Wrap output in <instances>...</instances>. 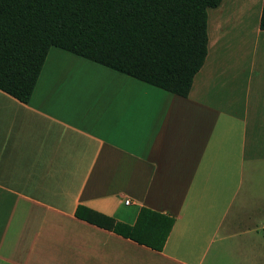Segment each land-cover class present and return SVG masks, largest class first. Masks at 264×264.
I'll return each instance as SVG.
<instances>
[{
  "label": "crops",
  "instance_id": "crops-1",
  "mask_svg": "<svg viewBox=\"0 0 264 264\" xmlns=\"http://www.w3.org/2000/svg\"><path fill=\"white\" fill-rule=\"evenodd\" d=\"M262 1L213 8L185 98L56 47L26 104L0 91V264H264ZM141 208L161 251L85 220Z\"/></svg>",
  "mask_w": 264,
  "mask_h": 264
},
{
  "label": "trees",
  "instance_id": "trees-1",
  "mask_svg": "<svg viewBox=\"0 0 264 264\" xmlns=\"http://www.w3.org/2000/svg\"><path fill=\"white\" fill-rule=\"evenodd\" d=\"M221 0H0V91L26 104L51 47L187 97ZM264 31V0L259 20ZM77 209L76 216L81 218ZM85 220L161 251L174 218L141 208L133 225Z\"/></svg>",
  "mask_w": 264,
  "mask_h": 264
},
{
  "label": "rangeland",
  "instance_id": "rangeland-1",
  "mask_svg": "<svg viewBox=\"0 0 264 264\" xmlns=\"http://www.w3.org/2000/svg\"><path fill=\"white\" fill-rule=\"evenodd\" d=\"M253 10H254V9H253ZM212 14H213V9H209V10L207 11V17H208V18H207V21H208L209 18H211ZM263 169H264V168H263ZM258 218H261V219H262L261 216L256 217V220H257V221H258ZM262 220H263V219H262ZM262 232H263L262 230L259 231L260 234H262Z\"/></svg>",
  "mask_w": 264,
  "mask_h": 264
},
{
  "label": "built area",
  "instance_id": "built-area-1",
  "mask_svg": "<svg viewBox=\"0 0 264 264\" xmlns=\"http://www.w3.org/2000/svg\"><path fill=\"white\" fill-rule=\"evenodd\" d=\"M126 203H128V201H125Z\"/></svg>",
  "mask_w": 264,
  "mask_h": 264
}]
</instances>
